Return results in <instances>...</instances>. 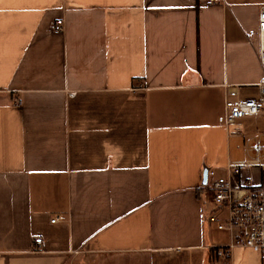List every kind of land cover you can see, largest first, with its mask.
Listing matches in <instances>:
<instances>
[{
  "label": "crops",
  "instance_id": "0c3cea01",
  "mask_svg": "<svg viewBox=\"0 0 264 264\" xmlns=\"http://www.w3.org/2000/svg\"><path fill=\"white\" fill-rule=\"evenodd\" d=\"M262 4L0 0V264H264L224 255L203 187L264 140L262 117L218 121L228 88L257 94Z\"/></svg>",
  "mask_w": 264,
  "mask_h": 264
},
{
  "label": "built area",
  "instance_id": "2783aa9c",
  "mask_svg": "<svg viewBox=\"0 0 264 264\" xmlns=\"http://www.w3.org/2000/svg\"><path fill=\"white\" fill-rule=\"evenodd\" d=\"M63 28V19H57L54 32L60 33ZM247 37L249 40H257V57L262 70L256 84L257 94L253 97H238L235 90L228 88L226 115L218 118L220 123L229 124L245 116L264 118V4L259 6L256 28L250 30ZM250 152L252 158L227 165V178L216 177L213 171H205L203 187L210 192V202L214 209L225 208L227 211L225 221L218 224L219 229L231 233L230 243L221 248L224 255H229L233 248L239 247L250 249L264 258V184H255L250 179H245L238 185L231 181V176L254 166L264 172V162L261 160L264 155V140L255 139L250 145ZM60 219V216H55L50 221L54 223ZM209 220H216L213 213ZM41 242V237L34 239L35 244L41 245Z\"/></svg>",
  "mask_w": 264,
  "mask_h": 264
},
{
  "label": "rangeland",
  "instance_id": "374dc122",
  "mask_svg": "<svg viewBox=\"0 0 264 264\" xmlns=\"http://www.w3.org/2000/svg\"><path fill=\"white\" fill-rule=\"evenodd\" d=\"M264 138V137H263ZM239 148L241 149L242 146L238 144ZM243 148V147H242ZM261 160L264 161V156H261Z\"/></svg>",
  "mask_w": 264,
  "mask_h": 264
},
{
  "label": "water",
  "instance_id": "95a60500",
  "mask_svg": "<svg viewBox=\"0 0 264 264\" xmlns=\"http://www.w3.org/2000/svg\"><path fill=\"white\" fill-rule=\"evenodd\" d=\"M203 180L205 181V174H204V176H203Z\"/></svg>",
  "mask_w": 264,
  "mask_h": 264
}]
</instances>
